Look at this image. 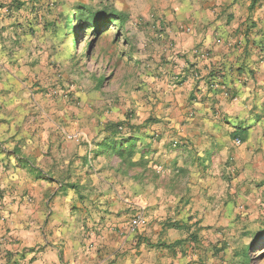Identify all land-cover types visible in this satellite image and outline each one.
<instances>
[{
  "label": "crops",
  "instance_id": "1",
  "mask_svg": "<svg viewBox=\"0 0 264 264\" xmlns=\"http://www.w3.org/2000/svg\"><path fill=\"white\" fill-rule=\"evenodd\" d=\"M14 1L0 0V264H228L221 228L264 205V0H117L134 70L84 109L46 25L63 0ZM131 104L147 170L91 140Z\"/></svg>",
  "mask_w": 264,
  "mask_h": 264
},
{
  "label": "rangeland",
  "instance_id": "2",
  "mask_svg": "<svg viewBox=\"0 0 264 264\" xmlns=\"http://www.w3.org/2000/svg\"><path fill=\"white\" fill-rule=\"evenodd\" d=\"M75 2L77 1L63 0L58 5L47 4L45 11L49 17L46 24L54 34L59 48V55L66 60V70L72 76V82L75 85V91H73L75 97H73L72 102L79 109H84L89 105L86 101V95L89 92L91 93L92 90L99 92L101 90H117L119 78H122L125 72H132L134 68L131 64H128L129 61L126 60L125 54H123L125 46L123 40L127 37L125 33L128 32L125 25L119 28L118 24L115 23L111 26L113 31L110 35H106L104 32L94 37L92 29L86 27L78 29L79 33L76 39H72L73 36L66 34L68 9ZM85 4L92 6L93 9H101L105 6L119 8L117 0H95ZM128 24L130 23L128 22ZM108 32L110 30H107L106 33ZM90 41H92L91 47H89ZM73 45L75 46V53L72 51ZM88 47L89 51L86 52ZM103 75L107 77V80H105L102 87L98 88L97 80ZM110 109L112 111V108L108 110ZM122 110L124 119L121 120L129 119L131 121L136 108L131 104L130 106H123ZM89 128L94 133V137L91 139L93 142L101 129L98 126L96 128L89 126ZM115 157L111 158L114 160ZM243 205L244 215L241 216L245 220L242 224L221 228L222 235L225 238L222 241L224 242L222 249L228 247V249L222 251H225L229 256V259H227L228 264H264V205L256 207L255 210L250 209L252 204Z\"/></svg>",
  "mask_w": 264,
  "mask_h": 264
},
{
  "label": "trees",
  "instance_id": "3",
  "mask_svg": "<svg viewBox=\"0 0 264 264\" xmlns=\"http://www.w3.org/2000/svg\"><path fill=\"white\" fill-rule=\"evenodd\" d=\"M24 4L25 2L21 0H15L11 3V5L15 6L17 9H20ZM53 4L56 5V1L55 3L53 2ZM67 20L66 34L73 36L72 39H76L79 33L78 29H83V27L92 29L94 37L99 36L104 32L106 35H110L113 31L111 26L117 23L120 28L123 27L126 21L119 11L112 6L93 9L92 6L81 1H77L70 6L67 13ZM107 30H110V32L106 33ZM91 45L92 41H90L89 47H91ZM89 47L86 52L89 51ZM72 51H74V53L76 52L74 45ZM105 80H107L106 76H100L97 80V87H102ZM212 83L213 81L211 80L210 85H212ZM149 121H151L150 118L147 119V122ZM143 127V124L136 125L129 119L109 120L105 122L99 135L94 138L93 142H97L101 153H105L109 157L116 156L119 158L120 167H124L126 170L138 167L147 170L150 168L148 165L149 162H151V159L146 156L148 151L144 149L145 146L142 147L138 143L146 141V137L143 135V132H141ZM237 137L241 140L244 139L241 135ZM25 159L27 160L28 158L26 157ZM174 225L179 226L180 224L174 223ZM185 227L190 228L188 225H185ZM190 237L192 241L197 240L195 232H192Z\"/></svg>",
  "mask_w": 264,
  "mask_h": 264
},
{
  "label": "built area",
  "instance_id": "4",
  "mask_svg": "<svg viewBox=\"0 0 264 264\" xmlns=\"http://www.w3.org/2000/svg\"><path fill=\"white\" fill-rule=\"evenodd\" d=\"M187 31H191L190 28H188ZM180 82H181L180 76L174 75V77H173V79L171 81V85L173 87H176L178 84H180ZM211 86L213 88H218V87H220V84L217 81H213ZM235 143L240 144L241 143V139L239 137H236L235 138ZM176 144H177V142L174 143V145H176ZM144 222H145V218L143 217V215L139 214V215L136 216V218H135V220L133 222L132 228L136 229V228H138V226L140 224H143Z\"/></svg>",
  "mask_w": 264,
  "mask_h": 264
}]
</instances>
